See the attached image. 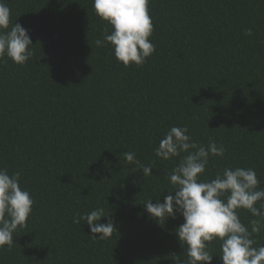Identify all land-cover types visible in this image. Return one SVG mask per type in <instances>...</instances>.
I'll list each match as a JSON object with an SVG mask.
<instances>
[{
    "label": "trees",
    "instance_id": "1",
    "mask_svg": "<svg viewBox=\"0 0 264 264\" xmlns=\"http://www.w3.org/2000/svg\"><path fill=\"white\" fill-rule=\"evenodd\" d=\"M4 3L9 28L28 30L34 55L23 65L0 62V168L21 173L34 204L12 247L0 248V264L186 260L176 235L182 215L158 222L144 205L174 195L168 175L186 153L155 155L172 126H186L198 144L224 146L201 179L252 168L264 187V0H150L155 52L128 67L111 44L96 45L111 26L93 0ZM100 207L109 214L100 222L110 217L115 227L106 240L92 239L85 221L73 223ZM237 211L246 225L256 219ZM253 239L264 244V229ZM208 251L211 264H223L220 241Z\"/></svg>",
    "mask_w": 264,
    "mask_h": 264
},
{
    "label": "clouds",
    "instance_id": "2",
    "mask_svg": "<svg viewBox=\"0 0 264 264\" xmlns=\"http://www.w3.org/2000/svg\"><path fill=\"white\" fill-rule=\"evenodd\" d=\"M150 0H93L95 14L111 26V32L95 41L98 47L111 44L114 56L125 67L142 66L155 52L150 41L154 25L149 14ZM10 25V8L0 0V62L10 59L17 65L25 64L33 55L29 32L19 23ZM251 35V29L245 31ZM7 58V59H6ZM188 133V128L172 126L160 140L155 155L170 160L186 153L168 175L173 186L164 196L147 200L145 210L158 222L182 215L184 222L176 229V235L185 248L186 260L174 255V264H211L213 254L208 248L214 240L220 241V258L223 264H264V244L254 246V234L264 229V187L252 168L226 167L214 179L203 180L209 157H222L223 145L209 140L207 146L198 144ZM129 164L139 165L143 176L153 175L152 166L140 165L135 153L125 152ZM21 173L11 175L0 168V248H11L13 234L18 228L27 227L34 200L20 186ZM259 204V207H257ZM238 209H245L256 219L244 224ZM103 207L73 217V223L85 221L90 236L96 240L109 239L115 230ZM99 234V235H97Z\"/></svg>",
    "mask_w": 264,
    "mask_h": 264
}]
</instances>
